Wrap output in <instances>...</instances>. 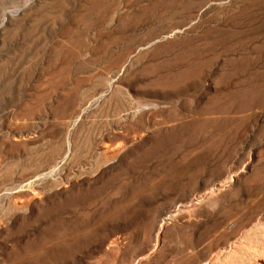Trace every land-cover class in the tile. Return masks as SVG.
<instances>
[{"label": "rangeland", "instance_id": "374dc122", "mask_svg": "<svg viewBox=\"0 0 264 264\" xmlns=\"http://www.w3.org/2000/svg\"><path fill=\"white\" fill-rule=\"evenodd\" d=\"M140 263L264 264V0H0V264Z\"/></svg>", "mask_w": 264, "mask_h": 264}, {"label": "bare ground", "instance_id": "6f19581e", "mask_svg": "<svg viewBox=\"0 0 264 264\" xmlns=\"http://www.w3.org/2000/svg\"><path fill=\"white\" fill-rule=\"evenodd\" d=\"M147 231L144 232V240L147 238ZM145 260V259H144ZM140 264H143V263H140Z\"/></svg>", "mask_w": 264, "mask_h": 264}]
</instances>
